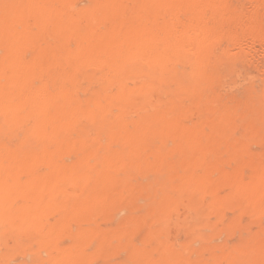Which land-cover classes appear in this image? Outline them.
<instances>
[{
    "label": "rangeland",
    "instance_id": "1",
    "mask_svg": "<svg viewBox=\"0 0 264 264\" xmlns=\"http://www.w3.org/2000/svg\"><path fill=\"white\" fill-rule=\"evenodd\" d=\"M222 2L218 16L203 11L212 42L198 64L205 77L181 98L184 109L130 106L122 123L87 127L79 155L87 176L61 184L70 199L82 196V219L58 223L49 209L37 235L1 228L0 264H264V191L257 206L232 190L264 170V108H250V96L264 94V0ZM27 24L34 28V18ZM75 81L70 87L84 100V83ZM170 87L162 83L151 100Z\"/></svg>",
    "mask_w": 264,
    "mask_h": 264
},
{
    "label": "bare ground",
    "instance_id": "2",
    "mask_svg": "<svg viewBox=\"0 0 264 264\" xmlns=\"http://www.w3.org/2000/svg\"><path fill=\"white\" fill-rule=\"evenodd\" d=\"M125 1L76 7L72 0H0V230L37 235L49 209L58 223L81 220L82 196L70 199L61 184L80 185L87 176L79 156L91 137L84 130L100 121L122 123L119 113L130 106L184 109L181 98L205 77L198 64L212 42L207 20L223 11L221 0L222 9L217 0ZM73 80L84 83V100L76 98ZM164 82L171 84L168 95L153 102L152 91ZM250 98L260 112L264 94ZM70 153L76 158L68 162ZM232 190L259 206L264 170Z\"/></svg>",
    "mask_w": 264,
    "mask_h": 264
}]
</instances>
